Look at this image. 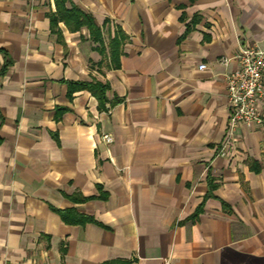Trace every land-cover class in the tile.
I'll return each instance as SVG.
<instances>
[{
    "label": "crops",
    "instance_id": "1",
    "mask_svg": "<svg viewBox=\"0 0 264 264\" xmlns=\"http://www.w3.org/2000/svg\"><path fill=\"white\" fill-rule=\"evenodd\" d=\"M70 4L102 45L55 0H0V264H264V127L231 130L227 99L264 0Z\"/></svg>",
    "mask_w": 264,
    "mask_h": 264
},
{
    "label": "built area",
    "instance_id": "2",
    "mask_svg": "<svg viewBox=\"0 0 264 264\" xmlns=\"http://www.w3.org/2000/svg\"><path fill=\"white\" fill-rule=\"evenodd\" d=\"M236 59L238 68L227 76L229 127L231 130L241 124L264 127L261 110V100L264 98V49L257 45L241 46ZM199 69H206V65L201 64ZM103 139L107 143L113 141L109 135Z\"/></svg>",
    "mask_w": 264,
    "mask_h": 264
},
{
    "label": "trees",
    "instance_id": "3",
    "mask_svg": "<svg viewBox=\"0 0 264 264\" xmlns=\"http://www.w3.org/2000/svg\"><path fill=\"white\" fill-rule=\"evenodd\" d=\"M67 3H70V0H55L56 12L49 15L51 26L54 28L59 22H63L71 32L79 31L81 28L86 27L89 30L91 39L102 45L101 30L97 26L93 16L73 4L67 7ZM125 39L126 36L124 33L118 30L115 37L110 42V57L114 66L119 65V57L121 54L120 47ZM101 52L103 53V50H101ZM79 85L84 89H88L98 99L99 104L104 106L106 102L105 93L108 90L107 84L99 82H82L79 83ZM60 214L66 223L78 224L85 223L89 220L86 216L72 212L60 211Z\"/></svg>",
    "mask_w": 264,
    "mask_h": 264
}]
</instances>
